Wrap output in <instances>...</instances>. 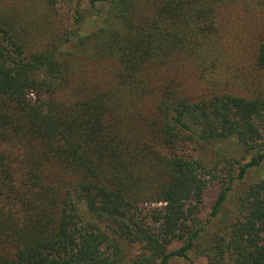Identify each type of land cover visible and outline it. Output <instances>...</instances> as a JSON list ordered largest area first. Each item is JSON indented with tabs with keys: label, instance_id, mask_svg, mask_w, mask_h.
I'll return each mask as SVG.
<instances>
[{
	"label": "trees",
	"instance_id": "obj_1",
	"mask_svg": "<svg viewBox=\"0 0 264 264\" xmlns=\"http://www.w3.org/2000/svg\"><path fill=\"white\" fill-rule=\"evenodd\" d=\"M70 1L61 28L60 0L0 6V264H264V35L246 65L220 31L264 0Z\"/></svg>",
	"mask_w": 264,
	"mask_h": 264
},
{
	"label": "rangeland",
	"instance_id": "obj_2",
	"mask_svg": "<svg viewBox=\"0 0 264 264\" xmlns=\"http://www.w3.org/2000/svg\"><path fill=\"white\" fill-rule=\"evenodd\" d=\"M34 1L36 2V0ZM23 3L24 0H0V6L16 7ZM37 4L40 8L44 9L42 1H38ZM71 6L72 1L60 0L57 5V12L54 13L50 10V18L54 27L61 28L65 23L67 24V19L71 17ZM45 9L48 10V12H46V15L48 16L49 9ZM220 19L221 38L227 62H236L247 65L250 62V58L255 51L257 43L264 35V2L262 5L250 10H244L240 6H233L232 8L225 10ZM97 24L98 22L93 24L89 29L91 30L95 28ZM50 35L51 34H48V37ZM172 71H174V78L183 95L196 99L205 93L202 86L196 80L194 71L189 62L180 60V62L177 63V67ZM191 153L195 158L201 159L208 165H210L215 159L213 148L201 143L192 144ZM253 180L254 173H251L246 175L241 182H235L233 184V189L224 206V211L230 212V214L227 213V218L230 219L234 216L236 211L232 207V204L238 200L239 196L244 194L245 190ZM218 193L219 183H217V181L210 182L208 190L204 195V206L201 215L202 219L210 212V208ZM216 223L217 222L208 227L207 234H211ZM178 246L179 244H174L170 248H176ZM189 257L193 261V264L206 263L205 258H203L198 251L190 252ZM169 264H188V262L183 259H172Z\"/></svg>",
	"mask_w": 264,
	"mask_h": 264
}]
</instances>
